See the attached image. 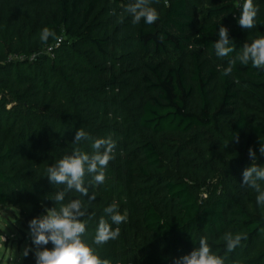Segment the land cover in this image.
Returning <instances> with one entry per match:
<instances>
[{
    "label": "trees",
    "instance_id": "1",
    "mask_svg": "<svg viewBox=\"0 0 264 264\" xmlns=\"http://www.w3.org/2000/svg\"><path fill=\"white\" fill-rule=\"evenodd\" d=\"M239 3L213 2L198 20L190 11L193 0H168L166 9L161 3L164 13L156 8L153 25L123 21L122 11L110 5L122 7L126 0H22L12 10L2 5L0 214L13 206L30 231L32 219L56 206L52 198L63 186L49 182L46 168L74 148L92 151L89 141L73 144L82 129L115 142L105 182L90 189L96 199L75 192L65 197L88 207L84 241L92 243L101 217L111 223L104 209L119 206L120 195H127L133 216L119 225L118 239L93 245L101 259L173 264L205 237L224 264H264V203L257 202L264 181L257 190L242 175L252 163L250 147L264 166V70L236 59L244 43L264 35V12L255 28L244 30ZM221 25L236 45L228 58L217 57L213 47ZM45 27L60 39L43 43ZM136 53L151 60L141 64ZM231 59L233 71L225 76ZM236 134L239 143L230 141ZM167 165L173 175L163 172ZM218 170L222 179L201 196L199 188H211ZM121 186L126 191L120 194ZM229 234L246 236L232 252ZM24 264H36L33 251Z\"/></svg>",
    "mask_w": 264,
    "mask_h": 264
},
{
    "label": "clouds",
    "instance_id": "2",
    "mask_svg": "<svg viewBox=\"0 0 264 264\" xmlns=\"http://www.w3.org/2000/svg\"><path fill=\"white\" fill-rule=\"evenodd\" d=\"M238 18L239 26L244 30L256 27L259 8L253 0H243ZM125 13L132 17V23L153 25L159 20V12L151 6V0H133L126 5ZM115 14V13H114ZM49 38L59 40L55 31L45 27L40 33V40L47 43ZM215 54L219 58H228L236 51V45L229 36V29L221 25L218 30V39L213 43ZM236 59L244 65L249 63L255 69L264 70V35L244 43ZM236 60H229L228 67L223 69L225 76L230 75ZM89 141L91 152L74 148L71 154L64 155L60 160L46 168V177L53 185H62L63 189L56 192L52 200L56 206L46 208L45 215L34 218L29 222L32 243L35 245L34 255L36 264H110L106 259H101L95 246H103L109 241H114L121 234L120 224L126 222L127 216L121 214L114 202L104 209L105 215L110 217L111 223L104 217L98 221L95 236L91 244L84 241L87 222L83 219L89 215L88 207L82 199H71L65 202L68 193H79L81 197H88V201L96 199L95 192L90 189L105 182L106 168L113 159L115 142L111 137L92 138L82 129L75 133L73 144ZM239 143V135H232L231 140ZM229 142L224 144L227 147ZM259 153L264 156V138L260 140ZM248 156L251 165L243 170V183L254 189H259L260 181H264V166L256 163L257 156L253 148H249ZM258 203H264V193L257 197ZM116 225V227H113ZM243 234H229L226 236L227 251L232 252L240 246ZM52 244V248L42 247ZM31 248H25L22 256L27 257ZM173 264H224V260L215 255L205 237L199 240V247L194 248L189 254L176 258Z\"/></svg>",
    "mask_w": 264,
    "mask_h": 264
},
{
    "label": "rangeland",
    "instance_id": "3",
    "mask_svg": "<svg viewBox=\"0 0 264 264\" xmlns=\"http://www.w3.org/2000/svg\"><path fill=\"white\" fill-rule=\"evenodd\" d=\"M18 1H22V0H0V10L4 9L2 5H5L10 10L17 9L16 4ZM23 1L30 2V1H42V0H23ZM167 1L168 0H160L155 2L152 1L151 6L160 9L161 6L165 3L164 5L166 9ZM221 1L224 0H193V6L190 9L191 14L194 15L196 19L201 20L204 16L207 15V9L213 2L218 3ZM131 2H133V0H126V5H128ZM239 2L240 5L243 4L241 0H239ZM253 3L259 8L261 12H264V0H253ZM126 5L122 7L116 5H110L115 10L119 9L120 11H122L123 21L126 17L132 19V17L129 16L124 11ZM165 9L162 10L163 13L165 12ZM100 19H105V18L101 17ZM114 29H115L114 26L110 28V30L108 31L109 35L113 33ZM136 54L139 55V57H141V54L139 53ZM141 59H142L141 64H143L147 60H151L149 55H145L144 57H141ZM178 60L179 59L176 58V61ZM134 71H137L136 72L137 74L140 71V68L139 67L134 68ZM137 84L138 83H135L134 87L132 88L134 90L133 92L131 91V93L137 91ZM119 168L123 169L124 176L122 178V181H124V179L127 177L126 170L122 166H120ZM163 172L171 175L175 173L174 169L168 165L163 169ZM220 179H222L221 172L218 170L215 176L213 177V179L210 181L212 187L209 188V185H202L199 188L200 195L206 197V195L208 194L207 189L213 190L215 188V185L219 183ZM123 188L124 191H126L125 187L121 186L119 189L120 194L122 193ZM120 194L117 193V195ZM120 196L123 197V199L119 201L118 210L121 214H125L127 216V220L124 223H128L131 219H133L132 210H130L125 206V203L127 201V195L126 196L120 195ZM0 227L4 231V235L0 237V264H24V256H22L23 250L25 248H31L33 249L34 252L35 246L32 243V237L30 235V231L23 227L22 219L20 218L19 211L16 210L13 206H7L0 214Z\"/></svg>",
    "mask_w": 264,
    "mask_h": 264
},
{
    "label": "built area",
    "instance_id": "4",
    "mask_svg": "<svg viewBox=\"0 0 264 264\" xmlns=\"http://www.w3.org/2000/svg\"><path fill=\"white\" fill-rule=\"evenodd\" d=\"M49 50H51V49H49Z\"/></svg>",
    "mask_w": 264,
    "mask_h": 264
}]
</instances>
